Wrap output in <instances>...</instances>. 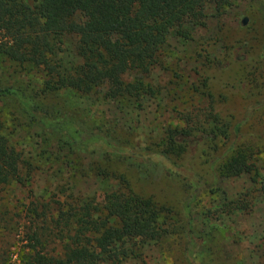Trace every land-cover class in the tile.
I'll list each match as a JSON object with an SVG mask.
<instances>
[{"label":"rangeland","instance_id":"1","mask_svg":"<svg viewBox=\"0 0 264 264\" xmlns=\"http://www.w3.org/2000/svg\"><path fill=\"white\" fill-rule=\"evenodd\" d=\"M185 29L189 38L173 32L143 79L154 95L138 100H113L106 88L86 96L46 93L38 70L0 58V86L39 109L34 119L16 98L0 96L2 134L20 157L22 178L0 193L1 209L18 223L34 201L55 211L71 198L98 204L123 177L134 192L170 211L171 231L127 264H264V0H232L221 12L210 6L199 24ZM74 46L67 39L56 50L76 61ZM140 78L137 71L125 75L126 82ZM211 111L242 123L237 136L217 140L214 150L211 138H190L182 156L169 157V132ZM43 114L113 142L125 150L123 157L65 145L36 123ZM233 144L258 151L257 178L218 177L216 165ZM237 201L240 209L232 206Z\"/></svg>","mask_w":264,"mask_h":264},{"label":"trees","instance_id":"2","mask_svg":"<svg viewBox=\"0 0 264 264\" xmlns=\"http://www.w3.org/2000/svg\"><path fill=\"white\" fill-rule=\"evenodd\" d=\"M232 0H0V58L20 67H31L44 77V92L71 90L90 95L106 88V97L141 99L154 95L144 77L157 63L168 37L176 32L189 38L186 24H199L205 11L218 12ZM82 16L84 22H80ZM75 41L76 61H68L56 46ZM137 71L141 78L126 82L125 75ZM0 96L16 98L32 118L39 109L29 99L0 86ZM37 124L61 136L67 146H79L109 156L123 157L124 149L98 135L70 125H60L43 114ZM242 123L213 111L205 117H189L182 130L169 132V157L186 151L188 139L217 140L237 136ZM231 145L216 165L218 177L244 174L256 178L258 151L251 146ZM230 153V154H229ZM20 157L2 134L0 122V193L21 184ZM256 178L254 181H256ZM98 204H59L34 201L20 214L18 223L0 205V264H127L143 257L146 245L158 243L171 231L170 211L152 198L137 194L125 178ZM264 199V185L260 190ZM1 200V198H0ZM240 201L232 206L241 208ZM58 203V202H56ZM228 205L226 207L232 208ZM190 211V204L186 206ZM24 221V222H23Z\"/></svg>","mask_w":264,"mask_h":264},{"label":"water","instance_id":"3","mask_svg":"<svg viewBox=\"0 0 264 264\" xmlns=\"http://www.w3.org/2000/svg\"><path fill=\"white\" fill-rule=\"evenodd\" d=\"M246 22H247V20H244V21H243V24H246Z\"/></svg>","mask_w":264,"mask_h":264}]
</instances>
